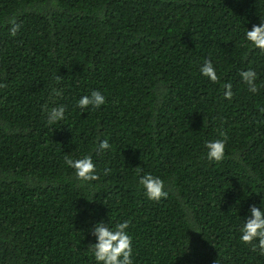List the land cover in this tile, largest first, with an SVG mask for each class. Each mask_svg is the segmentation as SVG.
<instances>
[{"label": "trees", "instance_id": "obj_1", "mask_svg": "<svg viewBox=\"0 0 264 264\" xmlns=\"http://www.w3.org/2000/svg\"><path fill=\"white\" fill-rule=\"evenodd\" d=\"M261 21L264 0H0V264H95L101 221L130 223L135 264H264L239 239L264 201V52L245 39ZM92 91L106 103L78 108ZM84 156L95 181L66 163ZM146 173L167 197L147 199Z\"/></svg>", "mask_w": 264, "mask_h": 264}, {"label": "clouds", "instance_id": "obj_2", "mask_svg": "<svg viewBox=\"0 0 264 264\" xmlns=\"http://www.w3.org/2000/svg\"><path fill=\"white\" fill-rule=\"evenodd\" d=\"M19 31V25L14 24L11 35L15 36ZM245 39L255 49L264 52V21L247 28ZM200 73L211 82L218 80L216 69L211 60H205L200 68ZM240 76L248 86L251 93H257L258 87L255 83L257 74L254 70L242 71ZM225 99L233 96L232 84L223 85ZM59 94V93H57ZM106 103L105 96L99 91H92L91 95L82 96L76 106L82 110L99 108ZM66 109L63 105L52 107L47 111V122L54 124L65 118ZM207 149L206 158L210 162H219L225 155V142L223 140H209L205 143ZM110 149L108 140H102L97 145V150L107 151ZM66 163L69 168L74 170L75 177L82 182H92L98 179L96 165L91 156H84L79 159H68ZM107 171V170H105ZM139 185L142 187L145 196L150 201H160L167 197L164 181L151 173L143 174L139 177ZM130 223L128 221L118 222L115 227H109L104 222L96 223L92 230L96 242L90 245L95 264H135L133 240L128 231ZM239 239L243 244L252 246L253 251H258L264 255V201L260 206L253 205L249 210L247 218L242 220L239 229Z\"/></svg>", "mask_w": 264, "mask_h": 264}]
</instances>
